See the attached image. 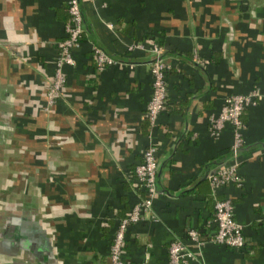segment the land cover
Listing matches in <instances>:
<instances>
[{"label":"crops","instance_id":"crops-1","mask_svg":"<svg viewBox=\"0 0 264 264\" xmlns=\"http://www.w3.org/2000/svg\"><path fill=\"white\" fill-rule=\"evenodd\" d=\"M67 0H0V264H107L111 239L140 192L133 166L158 143L157 194L125 231L124 264H167L180 238L187 264H264V0H80L82 38L60 68ZM135 41L142 49L126 50ZM159 47L171 68L153 127L145 117L149 65ZM97 46L115 63L98 69ZM257 89L242 150L228 156L230 124L217 137L208 117L229 94ZM237 162L231 200L244 243L208 240L213 212L204 171ZM202 230L199 245L185 233Z\"/></svg>","mask_w":264,"mask_h":264},{"label":"built area","instance_id":"built-area-1","mask_svg":"<svg viewBox=\"0 0 264 264\" xmlns=\"http://www.w3.org/2000/svg\"><path fill=\"white\" fill-rule=\"evenodd\" d=\"M66 10L68 19L64 23L65 35L56 43L58 57L54 81L47 91V103H51L59 93L63 81L60 68L63 64L73 63L71 51L79 45L84 31L79 0H67ZM142 48V43L139 41L126 45L128 51ZM149 50L155 54V57L149 65L151 95L146 105L145 117L149 126L153 127L166 99L165 75L171 66L159 58L161 52L157 45L152 43ZM92 56L98 69L111 65L116 61L97 46L92 47ZM260 96L261 94L255 88L244 94L226 95L218 111L208 117V130L214 137L220 134L226 123L230 124L232 158L237 156L234 151L242 146L241 131L244 125L240 116L244 109L253 106ZM157 153L158 143L149 141L142 150L140 161L133 166L134 187L141 195L117 224L109 245L107 264H124L120 253L125 242V231L131 224L144 220L145 215L151 210L152 200L158 192L156 186ZM206 179L209 183L210 193L215 197L212 206V218L205 221V228L206 226H213V231L208 235V240L227 247L239 248L243 245L244 238L240 225L233 219L231 200L228 197L216 198L215 193L216 188L219 186L228 183L238 184L237 162L233 160L218 166L214 173L208 175ZM201 231L198 228H190L186 231L185 236L199 245L203 242L200 239L203 232ZM167 257V264H187L193 258V254L182 239L173 238L167 247Z\"/></svg>","mask_w":264,"mask_h":264},{"label":"water","instance_id":"water-1","mask_svg":"<svg viewBox=\"0 0 264 264\" xmlns=\"http://www.w3.org/2000/svg\"><path fill=\"white\" fill-rule=\"evenodd\" d=\"M79 6H80V10H81V3H80V0H79ZM81 17H82V24H84V16H83V11H82V10H81ZM83 27H85V26L83 25ZM84 29H85V28H84ZM85 30H86V29H85ZM159 58L162 59L161 53L159 54ZM241 150H242V148L239 147V148H237L234 152H235L236 155H238L239 152H240ZM228 156H230V157L232 156V151H231V150L229 151ZM213 164H214V168H213V169L210 170L209 168H207V169L204 171V176H203L204 178H207L208 175L214 173L215 169H216L218 166L222 165L221 162H216V163H213ZM157 191H158V189H157Z\"/></svg>","mask_w":264,"mask_h":264},{"label":"trees","instance_id":"trees-1","mask_svg":"<svg viewBox=\"0 0 264 264\" xmlns=\"http://www.w3.org/2000/svg\"><path fill=\"white\" fill-rule=\"evenodd\" d=\"M67 19H68V14H67L66 20H67ZM210 196H211V198H212V206H213V203H214L215 197L212 196L211 193H210ZM216 198H220V197H217V196H216ZM211 218H212V216H211ZM211 218H210V219H211Z\"/></svg>","mask_w":264,"mask_h":264}]
</instances>
